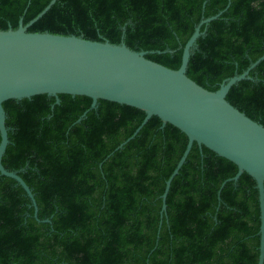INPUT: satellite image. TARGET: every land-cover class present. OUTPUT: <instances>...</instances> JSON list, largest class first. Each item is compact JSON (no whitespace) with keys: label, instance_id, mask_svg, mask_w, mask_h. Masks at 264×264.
<instances>
[{"label":"trees","instance_id":"16d2710c","mask_svg":"<svg viewBox=\"0 0 264 264\" xmlns=\"http://www.w3.org/2000/svg\"><path fill=\"white\" fill-rule=\"evenodd\" d=\"M51 0H0V30L27 24ZM228 0H57L30 33L123 42L177 70L182 49L202 19ZM186 76L208 91L264 55V0H230L200 27ZM154 52V53H150ZM232 86L226 101L264 127V60ZM39 95L2 104L9 144L2 166L32 190L0 176V264H257L260 213L255 181L193 144L165 182L187 136L152 117L121 149L145 114L85 96ZM114 152L110 157H108ZM108 157V158H107ZM221 188V189H220ZM220 191V194H218ZM49 220V222H43ZM161 222V225H160Z\"/></svg>","mask_w":264,"mask_h":264},{"label":"water","instance_id":"95a60500","mask_svg":"<svg viewBox=\"0 0 264 264\" xmlns=\"http://www.w3.org/2000/svg\"><path fill=\"white\" fill-rule=\"evenodd\" d=\"M56 1L51 0L27 24H23V18H20L17 29L9 27L5 31L0 30V176L14 180L23 189L38 220L32 190L17 172L6 170L1 163L9 144L5 126L7 116L2 107L4 102L47 95L55 100L53 109L60 103L59 95L90 98V108L75 123H80L90 110H95L99 100L133 107L144 112L145 117L114 152L133 140L152 117L161 120V129L169 124L188 138L181 158L165 182L161 196V220L166 215L165 201L171 182L196 143L200 152L204 147L237 166L235 176L224 181L221 188L227 182L236 183L243 173L255 181L260 213L257 264H264V127L226 101L231 87L250 79V70L264 60V55L242 74L225 79L216 91H208L186 76L196 40L203 35L200 27L218 19L230 0L224 10L202 19L196 26L182 49L181 64L177 70L148 60L145 56L149 52L131 50L123 42L115 45L105 40H86L82 36L28 32V28Z\"/></svg>","mask_w":264,"mask_h":264}]
</instances>
